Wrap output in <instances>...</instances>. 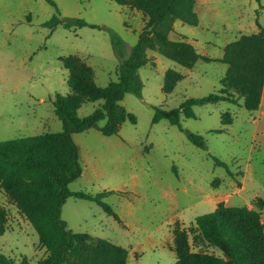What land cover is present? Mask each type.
<instances>
[{
  "label": "rangeland",
  "instance_id": "374dc122",
  "mask_svg": "<svg viewBox=\"0 0 264 264\" xmlns=\"http://www.w3.org/2000/svg\"><path fill=\"white\" fill-rule=\"evenodd\" d=\"M53 1L56 6L47 0H0V142L61 132L52 102L56 94L70 92L62 59L78 57L91 67L98 86L116 82L122 60L111 32L125 42L128 57L146 22L140 12L112 0ZM57 10L61 18H81L100 29L50 31L43 24ZM195 10L198 26L176 21L170 39L186 40L212 59L221 58L228 44L264 28V0H195ZM147 55L149 63L138 72L140 96L128 93L120 102L137 123L125 122L111 137L96 129L73 135L82 174L69 184L70 191L113 192L103 201L118 220L97 203L74 197L63 205L62 219L75 233L127 249V264H174V231L189 230L196 217L213 212L219 202L256 209L264 225V210L255 206L257 198L264 199V89L258 111L246 110L240 98L236 104L196 106L195 118L182 116L180 127L166 120L152 124L155 108L175 109L222 89L228 66L198 61L186 69L157 52ZM170 69L185 78L166 94L162 87ZM102 104H83L79 117ZM222 119L232 123L223 125ZM187 132L203 136L207 151L193 145ZM0 207L8 213L0 252L17 264L44 259L38 234L2 190ZM196 250L218 254L211 248Z\"/></svg>",
  "mask_w": 264,
  "mask_h": 264
},
{
  "label": "trees",
  "instance_id": "16d2710c",
  "mask_svg": "<svg viewBox=\"0 0 264 264\" xmlns=\"http://www.w3.org/2000/svg\"><path fill=\"white\" fill-rule=\"evenodd\" d=\"M56 6L53 0H47ZM116 4L140 12L146 19L138 43L126 56L125 42L111 32L117 56L122 60L119 79L106 86L95 84L91 67L78 57L62 59L68 71L70 92L56 94L52 102L54 113L62 122L59 133H46L34 137L0 142V190L9 202L31 224L38 234L47 256L37 264H127V249L109 240L75 233L62 219V207L70 197L97 203L108 215L118 220L112 207L103 198L113 192L91 195L72 192L69 184L79 178L78 146L73 135L96 129L102 135H117L125 122L136 124L135 115L120 102L128 93L140 96L142 85L139 69L150 59L148 51L157 52L186 69H192L198 61H218L228 66L222 80L223 88L203 98H190L178 108H155L152 124L162 120L179 126L181 117L195 118L194 107L228 102L236 104L241 98L246 110L258 111L264 89V28L257 34L242 36L224 48L219 59L201 55L186 40H171L176 21L198 26L199 17L195 0H112ZM260 1V0H257ZM50 31L61 26L64 29L90 27L100 29L81 18H61L59 11L43 24ZM184 75L167 70L162 90L174 91ZM102 101L92 114L81 118L78 110L87 102ZM105 121L103 126L99 123ZM231 120L222 119L223 125ZM213 132H222L215 130ZM188 140L201 150L208 147L203 136L186 133ZM216 163L226 166L215 159ZM256 208L264 210V199L257 198ZM8 213L0 207V236L6 231ZM191 237V239H190ZM213 249L218 254L196 249ZM174 264H264V225L261 214L254 208L228 206L219 202L213 212L195 218L189 230L174 231ZM0 264H17L0 252ZM18 264H28L23 259Z\"/></svg>",
  "mask_w": 264,
  "mask_h": 264
},
{
  "label": "crops",
  "instance_id": "0c3cea01",
  "mask_svg": "<svg viewBox=\"0 0 264 264\" xmlns=\"http://www.w3.org/2000/svg\"><path fill=\"white\" fill-rule=\"evenodd\" d=\"M261 103H262V101H261ZM261 106V105H260Z\"/></svg>",
  "mask_w": 264,
  "mask_h": 264
}]
</instances>
